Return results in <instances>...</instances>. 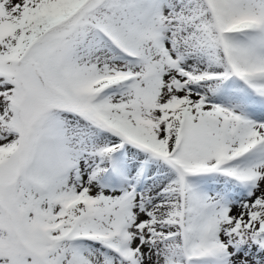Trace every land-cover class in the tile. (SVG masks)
<instances>
[{
	"label": "snow or ice",
	"instance_id": "obj_1",
	"mask_svg": "<svg viewBox=\"0 0 264 264\" xmlns=\"http://www.w3.org/2000/svg\"><path fill=\"white\" fill-rule=\"evenodd\" d=\"M0 264H264V0H0Z\"/></svg>",
	"mask_w": 264,
	"mask_h": 264
}]
</instances>
